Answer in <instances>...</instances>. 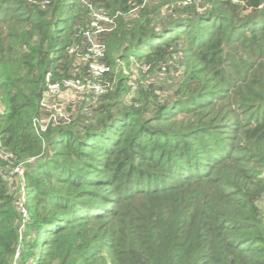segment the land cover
<instances>
[{"label":"trees","instance_id":"1","mask_svg":"<svg viewBox=\"0 0 264 264\" xmlns=\"http://www.w3.org/2000/svg\"><path fill=\"white\" fill-rule=\"evenodd\" d=\"M86 1L115 16L107 61L150 68L38 134ZM86 1L0 0V264H264V0ZM177 54L170 91L146 83ZM32 157L23 221L8 174Z\"/></svg>","mask_w":264,"mask_h":264},{"label":"built area","instance_id":"2","mask_svg":"<svg viewBox=\"0 0 264 264\" xmlns=\"http://www.w3.org/2000/svg\"><path fill=\"white\" fill-rule=\"evenodd\" d=\"M28 1L42 4L49 2V0ZM191 1L192 0H183V4H189ZM88 7L90 10V20L87 28L82 33L83 40L69 47V53L76 57L75 64L77 67L72 70L74 75L69 78L48 83L47 89L43 92L39 100L40 112L33 117L32 122L38 134L46 132L49 127L69 124L73 121L71 114L67 109L63 108L57 100L64 90L73 89L84 95L92 94L94 99L97 100L114 87V79L112 78L117 73L120 61L118 60L116 65L107 61L105 38L113 32L115 28V16L111 15L106 8L97 7L92 2H88ZM131 65H136L144 72H147L150 68L149 64H142L134 59H132ZM162 70H167V67L162 66ZM137 75L138 72L131 76V85L134 89L137 88ZM47 79L50 80L49 75H47ZM100 99L98 102H100ZM3 112L4 107L0 109V113ZM44 115H47L46 120L43 118ZM0 151V156L7 158L11 156V153H8L4 149ZM35 160L36 157H32L24 162L25 164L16 165L13 172H10L18 183V190L15 193V205L23 221L27 217L24 181L25 165Z\"/></svg>","mask_w":264,"mask_h":264},{"label":"rangeland","instance_id":"3","mask_svg":"<svg viewBox=\"0 0 264 264\" xmlns=\"http://www.w3.org/2000/svg\"><path fill=\"white\" fill-rule=\"evenodd\" d=\"M146 2L144 3H156L159 2L161 0H145ZM183 0H171L169 4H167L166 6L163 7V11L161 13V16H165L167 17L168 15H171L173 13V9L174 6H183ZM186 5V4H185ZM197 5H198V10L202 9L204 10L206 7H203V0H197ZM140 8L141 7H135L131 14L129 16H138L140 13ZM110 35V34H109ZM180 58L179 55H175V58L173 60H169L168 63L171 64L169 66V68H167V70H155V71H151L148 75V77L146 78V83H153V84H159V83H165L167 89L165 91H170L171 87L170 85L172 84L171 82L174 79H177V75H175V69L179 67L178 62H179ZM121 67V68H119ZM118 68L121 70L123 68L124 70V74L128 75V76H132L134 74H136L139 71V67H137L136 65H128L126 66L123 62H120L118 65ZM114 79V76L113 78ZM115 78L114 84L116 82ZM131 80L132 78H130V80L127 81V83L129 84V86H131V88L133 89V92L137 89H134L131 85ZM172 86V85H171ZM132 95H134V93L131 92ZM102 97V96H101ZM99 97L97 100L94 99L92 94H81L78 91H75L73 89H66L64 90V92L60 95V97L57 99L58 103L65 109H67V111L71 114V117H76L78 114H83V115H93L95 114V111L99 105L100 102H98V100L101 98ZM102 99V98H101ZM100 99V101H101ZM125 99L127 101H129L130 96L126 95ZM4 106L1 102L0 99V109H2ZM47 115H44L43 118L44 120H46ZM70 124V123H69ZM67 125V124H64ZM83 124L80 123L79 126H82ZM57 127V126H55ZM54 128V127H53ZM14 168H12L11 170H9L11 173L13 172ZM9 177V183L13 186V190L16 191L18 190V183L16 182V179L13 178V176L9 173L8 174Z\"/></svg>","mask_w":264,"mask_h":264}]
</instances>
